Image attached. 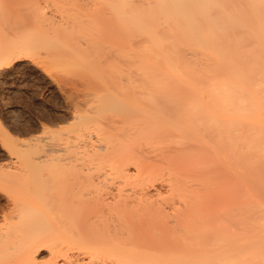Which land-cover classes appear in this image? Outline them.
<instances>
[{"label": "bare ground", "instance_id": "bare-ground-1", "mask_svg": "<svg viewBox=\"0 0 264 264\" xmlns=\"http://www.w3.org/2000/svg\"><path fill=\"white\" fill-rule=\"evenodd\" d=\"M0 6L14 16L20 47L142 45L133 85L104 89L96 104L73 115V135L59 133L49 154H22L7 142L19 164L0 170L33 192L24 210L0 225V264H37L41 246L66 264H264V0H0ZM20 14L28 15L22 24ZM142 141L185 151L148 170L132 150ZM132 162L134 178L126 171ZM107 169L121 182L129 178L122 186L131 188L118 187L115 200L98 205L88 190ZM159 180L168 182L172 208L181 206L173 209L176 217L150 190ZM221 183L231 189L219 201L223 210L208 197ZM205 195L216 208L206 206ZM167 215L175 217V230ZM65 241L86 254L83 261L57 249Z\"/></svg>", "mask_w": 264, "mask_h": 264}, {"label": "rangeland", "instance_id": "rangeland-1", "mask_svg": "<svg viewBox=\"0 0 264 264\" xmlns=\"http://www.w3.org/2000/svg\"><path fill=\"white\" fill-rule=\"evenodd\" d=\"M58 1L65 3L68 0ZM2 2L9 3V0H2ZM71 12L69 13L71 14ZM13 17L9 9L0 6V51H2V53H0V165L2 164L3 166L7 163H10L12 166L13 164H19L17 161V152L10 149L7 142L14 145L22 154H30L31 156L49 154L50 152L46 150L50 147L51 142H53L56 137L58 138V135H62L63 132H66L63 136L65 137L66 135V137H68L69 135L67 136V133H70L71 130L75 128L73 127L74 114L85 112L91 105L96 104L98 95L104 94L105 90L118 91L119 86L133 85L134 81L137 80L139 76L136 70V63L138 64V53L142 47V45L139 44L122 47L118 44L109 46L108 44L101 45L100 43L90 45L71 43L69 46L54 43H38L32 46L28 45L29 47L26 46V48L24 47L25 45L20 47L18 46L20 43L18 39H16V34H14L12 29ZM18 18L22 24L24 19H28V15L20 14ZM109 66L114 68H112V74L108 72ZM53 130H59L60 132ZM71 133L70 134L73 135V131ZM93 133L95 132L93 131ZM95 139L96 136H94L92 141ZM79 141L82 142V140ZM141 143L139 142V147L132 145V148H134L132 150L136 155L138 154L140 156L137 157L141 161L143 160L142 162H144V166L147 167L146 169L152 165H154V167L156 165H163L166 159L170 157L173 158L177 155L176 153L179 151L176 150H180V148L183 149L180 147V144V148L177 149L178 144L176 145L174 143L170 144V146L173 145L172 147L166 144V147L162 148L152 143L145 144L143 141ZM78 144L81 145V143ZM183 151L185 150L183 149L182 152ZM53 153L54 151L52 154ZM2 165L1 167H3ZM136 168L133 162L126 168V171L128 170L127 172L132 176L131 178H134L136 172H138ZM12 169L14 170V168L9 167V171ZM3 170L5 171V175L0 174V225H4L6 220H10L12 213L16 215L24 210L28 203L26 197L33 192V189H31L32 185H21V183L15 181L18 178H15V176L14 179H12L13 177L9 178L13 175H8L6 169ZM106 171H109V169L104 170L103 173H105V175H102L106 176L108 174L106 177L99 175L102 171H99V174L97 173L98 177H95L97 183L95 182L96 184L88 190V192L92 191L91 195L96 196L94 203L98 205H103L107 200L106 198H108L109 202L115 200L112 198V194L116 195L114 192H116L118 187L124 184V180L129 179L125 178L122 180V183L121 179L123 178L118 175L116 176L119 178H116L113 173L110 174V171L106 173ZM95 176L97 175L95 174ZM39 179L40 177L35 175L34 181ZM99 180H101V182ZM32 182L33 180L30 181V183ZM131 182L127 181L128 184ZM155 183V186L153 185L150 190L152 193L154 192L155 198L157 197V200H160H158L159 202H166L163 204V207L164 205L167 207L164 209L168 212V215L170 213L171 216L176 217L174 214H176L177 210L173 211V209L175 207L177 209L179 203L176 201L178 205L176 204L177 206L172 208L175 202L166 200L169 191L168 182L166 183L164 180H159ZM221 184H219V189L216 185H213L215 189L214 195L207 194L210 198L213 196L212 199L215 197L214 201H218L219 204L216 205L218 207L224 204V197L222 198V196L227 197L231 190L229 186L223 187L224 183ZM127 187H125V190L131 188ZM121 188L119 190H121ZM198 188L202 189L203 187L200 185ZM225 188L228 189L222 191V189ZM158 193H160V195ZM118 195H116V197ZM208 197L206 196L204 200L206 204L207 199L210 201ZM102 198H104L105 201L102 202ZM221 198L223 200H221ZM233 199L235 203L238 201L235 197ZM219 201H222V203L220 204ZM105 203H107V201ZM209 203L214 202L212 200V202L210 201ZM209 203L206 205L208 208L210 206ZM156 205L157 207H162L160 204ZM214 206L213 204L212 207ZM179 207L181 206L179 205L178 208ZM212 207L210 208L212 209ZM180 209L181 208L178 210ZM221 210H223V208ZM167 212L164 213L167 214ZM168 215L166 216L167 222L165 221V223H167L166 225L168 227L170 226L171 229H173V227H176V219L173 221L175 217H170L169 220H172L171 223L168 221ZM56 245L58 246L57 249L68 248L67 254L70 255V258L73 256L72 258L74 261H83L82 258L84 259L86 255L84 253L77 254L78 250L70 248V246H68V241L63 242V244L56 243ZM34 254L37 264H66L68 262L65 260L64 256V259L62 256H57L58 258H55V252L47 246H41ZM76 254L77 256H83L77 259L79 256L77 257ZM86 259L85 257V260Z\"/></svg>", "mask_w": 264, "mask_h": 264}]
</instances>
